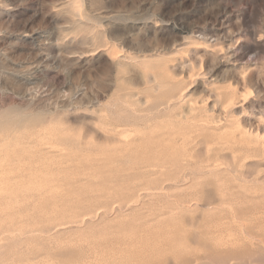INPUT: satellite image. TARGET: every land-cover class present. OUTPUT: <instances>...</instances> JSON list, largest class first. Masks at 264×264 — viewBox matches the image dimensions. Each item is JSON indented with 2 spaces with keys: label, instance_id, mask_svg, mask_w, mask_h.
I'll use <instances>...</instances> for the list:
<instances>
[{
  "label": "rangeland",
  "instance_id": "374dc122",
  "mask_svg": "<svg viewBox=\"0 0 264 264\" xmlns=\"http://www.w3.org/2000/svg\"><path fill=\"white\" fill-rule=\"evenodd\" d=\"M162 81L256 142L250 196L98 166ZM0 264H264V0H0Z\"/></svg>",
  "mask_w": 264,
  "mask_h": 264
},
{
  "label": "bare ground",
  "instance_id": "6f19581e",
  "mask_svg": "<svg viewBox=\"0 0 264 264\" xmlns=\"http://www.w3.org/2000/svg\"><path fill=\"white\" fill-rule=\"evenodd\" d=\"M172 85L165 81L158 85L145 113L129 120L131 128L116 131L109 127L98 132L99 139L105 141L96 145L98 166L143 169L132 179L160 174L151 180H186L195 187L213 182V189L196 195L197 200H202L201 206L207 208L215 202L225 204L242 195L250 196L249 188L243 186L259 178L249 168L241 167L246 158L258 153L256 142L247 136L237 137L233 131L209 133L210 121L197 113L198 101L181 97ZM204 177L212 181L204 183ZM235 186L242 187L243 194L231 191Z\"/></svg>",
  "mask_w": 264,
  "mask_h": 264
}]
</instances>
